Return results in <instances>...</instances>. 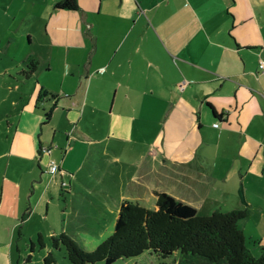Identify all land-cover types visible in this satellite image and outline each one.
I'll return each mask as SVG.
<instances>
[{
    "label": "crops",
    "instance_id": "obj_1",
    "mask_svg": "<svg viewBox=\"0 0 264 264\" xmlns=\"http://www.w3.org/2000/svg\"><path fill=\"white\" fill-rule=\"evenodd\" d=\"M59 1L0 0V264L62 233L93 250L159 192L248 208L260 249L264 0Z\"/></svg>",
    "mask_w": 264,
    "mask_h": 264
},
{
    "label": "trees",
    "instance_id": "obj_2",
    "mask_svg": "<svg viewBox=\"0 0 264 264\" xmlns=\"http://www.w3.org/2000/svg\"><path fill=\"white\" fill-rule=\"evenodd\" d=\"M57 7L76 9L78 0H60ZM36 66L37 61L31 60L25 74L32 73ZM248 212L245 207L200 215L192 205L159 192L154 208L123 200L113 233L93 250L85 249L67 233L52 240L55 248L66 247L72 264H114L147 250L162 258L180 253L181 264L185 262L183 257L194 256L202 257L208 264H264V244L256 255L239 225ZM39 242L43 245L41 237ZM44 260L45 264L56 263L53 252Z\"/></svg>",
    "mask_w": 264,
    "mask_h": 264
},
{
    "label": "rangeland",
    "instance_id": "obj_3",
    "mask_svg": "<svg viewBox=\"0 0 264 264\" xmlns=\"http://www.w3.org/2000/svg\"><path fill=\"white\" fill-rule=\"evenodd\" d=\"M93 20L96 22V28H99V18L96 16V18H94ZM41 32L42 31L40 30V33ZM38 39L39 41L36 40L33 45L28 46L29 52L31 50L34 53L35 52L39 54L42 53V50L44 49L43 45L45 42V37L41 33L39 34ZM21 51L25 53V51L23 50ZM148 207H154V206L153 204L152 205L150 204L148 205ZM100 213L101 212H99V214ZM205 213H209V212H201V214H205ZM101 229H103V226L102 224L99 223V234L101 232ZM249 246H250V243H249ZM50 250H52L55 256V260H56L55 264H72V262L68 258L66 247L64 245H61L59 248H55L53 245V240L51 238L47 240L45 246H42V244L39 242V238H36L35 248L33 249V251L31 250V241L27 243L24 242L21 254L16 255V258L14 259V264H45L44 259L49 254ZM254 253L256 255H259L260 249L255 250ZM30 255H32V258L30 257ZM181 257L182 255L180 253H176L173 257L162 258L156 255L155 253H152L147 250L141 255L136 256V257L119 259L114 264H123L125 262H130L132 264H181ZM182 259L183 261H185L182 264H208L205 261H203L204 259L202 257L194 256L188 259L183 257Z\"/></svg>",
    "mask_w": 264,
    "mask_h": 264
},
{
    "label": "built area",
    "instance_id": "obj_4",
    "mask_svg": "<svg viewBox=\"0 0 264 264\" xmlns=\"http://www.w3.org/2000/svg\"><path fill=\"white\" fill-rule=\"evenodd\" d=\"M260 67L262 68V69H264V63L263 64H261L260 65ZM219 125V123H215V126H218ZM52 174H55V173H57L58 171H59V166H58V164H56V163H52L51 164V167H50V170H49Z\"/></svg>",
    "mask_w": 264,
    "mask_h": 264
}]
</instances>
